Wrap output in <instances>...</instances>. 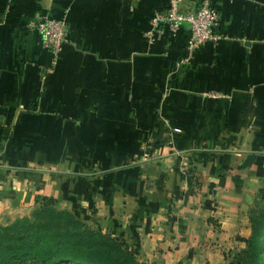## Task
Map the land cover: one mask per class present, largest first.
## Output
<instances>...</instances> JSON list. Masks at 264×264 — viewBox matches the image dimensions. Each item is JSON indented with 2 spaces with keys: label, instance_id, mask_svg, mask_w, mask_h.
Masks as SVG:
<instances>
[{
  "label": "crops",
  "instance_id": "0c3cea01",
  "mask_svg": "<svg viewBox=\"0 0 264 264\" xmlns=\"http://www.w3.org/2000/svg\"><path fill=\"white\" fill-rule=\"evenodd\" d=\"M214 3L221 39L183 63L187 24L145 36L168 0H0V218L53 200L165 264L222 263L218 247L250 235L264 0ZM64 14L69 38L43 78L52 54L29 24Z\"/></svg>",
  "mask_w": 264,
  "mask_h": 264
},
{
  "label": "trees",
  "instance_id": "16d2710c",
  "mask_svg": "<svg viewBox=\"0 0 264 264\" xmlns=\"http://www.w3.org/2000/svg\"><path fill=\"white\" fill-rule=\"evenodd\" d=\"M260 193V207L250 212L251 233L244 238L246 246L227 264H262L264 188ZM41 203L32 217L0 225V264H137L124 242L110 235L105 241L85 240L68 230L74 226V213L53 208V200Z\"/></svg>",
  "mask_w": 264,
  "mask_h": 264
},
{
  "label": "built area",
  "instance_id": "2783aa9c",
  "mask_svg": "<svg viewBox=\"0 0 264 264\" xmlns=\"http://www.w3.org/2000/svg\"><path fill=\"white\" fill-rule=\"evenodd\" d=\"M220 22V12L214 0H168V5L156 10L149 21L145 36L149 42H155L167 33L176 35L183 24L190 30L189 40L185 47L186 56L182 62L191 59L192 54L199 48L212 42L217 43L221 35L216 27ZM41 36L45 49L52 54L51 64L42 67V77L45 78L55 70L59 58L69 38V21L67 14L59 18L39 17L29 24Z\"/></svg>",
  "mask_w": 264,
  "mask_h": 264
},
{
  "label": "rangeland",
  "instance_id": "374dc122",
  "mask_svg": "<svg viewBox=\"0 0 264 264\" xmlns=\"http://www.w3.org/2000/svg\"><path fill=\"white\" fill-rule=\"evenodd\" d=\"M264 188V181L261 182V184L259 185L258 189L253 188V192H250V194L247 196V206L245 207V209L249 212L248 215L250 216V212L252 210H256L260 207L259 202L261 200V193L260 190ZM258 190V191H257ZM42 206V203L36 204L34 205V207L31 209V211H29L26 214L23 215H6L0 218V225L3 226H7L10 224H13L14 222L18 221L19 219L22 218H30L32 217L33 213L40 209ZM53 208L57 209V210H66V209H62V207H60L59 205L53 203L52 205ZM96 217L91 216V215H80V214H74V226H68V230L70 232H75L76 234H78L81 238H84L85 240H89L90 238H94L95 240H103L105 241L106 236H108L109 234H111L113 236V232H110L108 228H106L105 226H103L102 221L98 220V219H94ZM101 225V226H100ZM214 228L216 230L219 229V223H217V221H215V223L213 224ZM102 227V228H101ZM103 236H101V235ZM110 235V236H111ZM115 236V235H114ZM117 239V238H116ZM122 241V240H120ZM240 243L237 247L235 245V247H233V245L229 246L227 245V243L221 244L222 246H219V243L217 244L218 250L220 251V256L222 259V263L220 262H215L214 264H227L229 262V260L233 259V257L235 256V254L240 251L241 249H243L246 246L245 240L241 239ZM129 248L130 247H127ZM261 248V262L262 264H264V239L261 242L260 245ZM132 250V255L133 258L136 260L137 264H165L163 261L159 262L158 260H155V257H151V256H146L144 257L142 255V253L140 251L135 250L134 248L131 249ZM63 264H71L70 262H65ZM181 264H188V263H184L182 262Z\"/></svg>",
  "mask_w": 264,
  "mask_h": 264
}]
</instances>
